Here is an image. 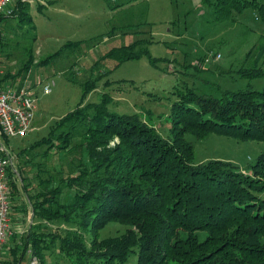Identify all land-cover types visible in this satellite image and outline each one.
I'll list each match as a JSON object with an SVG mask.
<instances>
[{
    "label": "trees",
    "instance_id": "obj_1",
    "mask_svg": "<svg viewBox=\"0 0 264 264\" xmlns=\"http://www.w3.org/2000/svg\"><path fill=\"white\" fill-rule=\"evenodd\" d=\"M201 1L209 7L214 21L251 7L264 23V0ZM22 3L14 0L9 13L0 12L3 58L10 55L6 38L9 17L15 18L18 28L29 23L26 28L34 29L30 14L18 10ZM27 38L15 70H4L5 80L21 83L32 67L44 66L64 51L80 48L85 42L65 40L53 52L34 61L29 41L34 39L33 32ZM148 42L138 38L114 45L99 58L119 64L146 53ZM14 45L17 46L16 41ZM263 54L264 41L253 54L252 66L240 74L264 76V67L257 65ZM88 83L89 79L78 81L82 92ZM101 99L66 112L58 121V126L66 129L50 130L38 142L17 151L22 153L23 161L15 164V179L8 173L11 224L15 229L19 226L23 217H17L28 203L32 218L68 219L89 226L117 219L133 225L132 228L116 236L92 239L86 246L78 234L65 231L50 235L45 241L46 237L37 236L29 227L15 243L13 232L0 264H21L27 247L30 255L38 256L39 264H57L51 254L46 258L37 253L43 240L47 249H55L56 243V249L66 256L63 264H124L130 253L135 256L134 264H264V151L256 156L248 171H242L220 158L193 162L192 144L184 138V132L189 131L197 138L213 132L239 139L264 140V84L260 88L245 85L233 90L221 89L217 95L197 92L190 86L178 88L168 107L170 126L166 137L160 136L135 113L108 109ZM91 129L97 135L116 134L119 140L107 155L111 154L110 161L105 158L97 162L88 174L80 164L83 157L88 159L91 168L94 157H101L94 146L86 145L89 138L84 133ZM92 140L100 143L97 137ZM36 145L44 147L38 151L34 149ZM52 147L79 152L76 166L81 167L66 170L58 161V169L56 166L49 170V158L52 153L57 154L56 150L50 151ZM66 159L65 164L70 165L74 158ZM30 178L36 181L32 184ZM54 179L56 183L52 185ZM19 189L25 201L18 198ZM67 191L71 192L70 199ZM51 205L54 208L49 211Z\"/></svg>",
    "mask_w": 264,
    "mask_h": 264
},
{
    "label": "rangeland",
    "instance_id": "obj_2",
    "mask_svg": "<svg viewBox=\"0 0 264 264\" xmlns=\"http://www.w3.org/2000/svg\"><path fill=\"white\" fill-rule=\"evenodd\" d=\"M21 1L24 3L18 6V10L30 14L34 29L26 28L29 23H23L18 28L15 26V18L9 17L6 38L10 55L7 58L0 55V68L3 71L6 68L15 70L23 52L22 47L24 48L28 42L27 37L32 32L34 39L29 41L34 61L53 52L65 40L83 39L85 42L80 48L64 51L52 62L34 66L27 71L29 83L41 81L48 76L53 77L55 83L48 93L42 94L38 88L35 90L32 129L23 137L10 139L16 166L23 161L22 153L17 154V151L38 142L50 130L56 132L66 129L58 126L60 118L73 108L91 101L102 98L112 111L135 113L160 136L166 137L170 126L168 107L176 97L178 88L190 86L197 92L217 95L221 89L233 90L245 85L260 88L264 84V76L245 77L240 74L241 70L252 66L253 54L264 41V23L259 20L254 8L233 11L228 18L214 21L209 7L201 0ZM13 3L14 0H11L10 8ZM113 3L117 5L113 6ZM109 30L113 32L106 35ZM138 38L149 41L146 53L139 57L119 64L111 59L99 58L109 47L127 44ZM15 41L17 46L14 45ZM257 65L264 67V54ZM88 79L87 89L82 92L78 81ZM84 135L89 138L86 145L94 146L101 156L94 157L92 168L86 157L80 161L82 168L85 167L90 174L97 162L105 158L107 162L110 161L108 159L111 154L109 157L107 155L118 144L119 139L116 134L107 132L97 135L95 129ZM96 137L100 143L92 142ZM184 138L192 144L193 162L220 158L230 161L242 171H248L256 156L264 151V140L239 139L213 132L197 138L189 131L184 132ZM43 147L36 145L34 149L39 151ZM53 150L57 154H51L49 170L56 166L58 169V161L62 162L63 169L66 170L67 167L73 171L76 167H81L76 166V158L79 156L76 150L65 152L64 148L52 147L50 151ZM70 157L74 158L72 164H65L66 158ZM30 179L32 184L36 181L34 178ZM55 183L54 179L52 185ZM19 192L18 198L25 201L23 191L19 189ZM66 194L70 199L71 192L67 191ZM53 206L48 207L49 211ZM20 217L23 218L15 229L14 243L29 227L37 236L42 234L46 237L45 241H48L50 235L67 231L78 234L88 246L92 239L116 236L133 226L117 219H107L103 223L89 226L79 225L68 219L53 220L41 216L32 218L28 203L25 204L22 215L17 218ZM178 234L183 235L180 230ZM37 240L36 246L39 245ZM9 242L10 239L7 245ZM56 246L55 243V249H47L43 240L37 253L46 258L51 254L57 264H63L67 260L66 256ZM29 251L30 247H27L20 263L39 264L38 256L30 255ZM134 258V254L130 253L124 264H134Z\"/></svg>",
    "mask_w": 264,
    "mask_h": 264
},
{
    "label": "built area",
    "instance_id": "obj_3",
    "mask_svg": "<svg viewBox=\"0 0 264 264\" xmlns=\"http://www.w3.org/2000/svg\"><path fill=\"white\" fill-rule=\"evenodd\" d=\"M11 0H0V12L9 13ZM0 68V262L8 239L15 228L10 219V185L8 173L15 179L16 166L14 164L13 147L10 139L23 137L32 129L35 112V88L42 94L51 91L54 79L51 76L43 80H34L28 83L27 75L21 83L10 82L3 77ZM27 79V80H26ZM10 178V179H11Z\"/></svg>",
    "mask_w": 264,
    "mask_h": 264
},
{
    "label": "crops",
    "instance_id": "obj_4",
    "mask_svg": "<svg viewBox=\"0 0 264 264\" xmlns=\"http://www.w3.org/2000/svg\"><path fill=\"white\" fill-rule=\"evenodd\" d=\"M37 88L34 89V91L36 90Z\"/></svg>",
    "mask_w": 264,
    "mask_h": 264
}]
</instances>
